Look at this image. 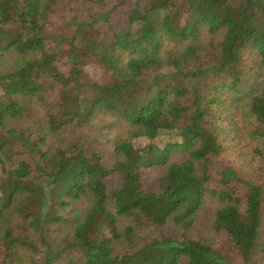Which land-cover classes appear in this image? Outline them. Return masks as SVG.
Returning a JSON list of instances; mask_svg holds the SVG:
<instances>
[{
	"label": "trees",
	"instance_id": "trees-1",
	"mask_svg": "<svg viewBox=\"0 0 264 264\" xmlns=\"http://www.w3.org/2000/svg\"><path fill=\"white\" fill-rule=\"evenodd\" d=\"M262 77L264 0H0V264H234L190 234L207 202L240 264H264ZM99 115L128 137L93 139ZM225 124L256 142L249 179L222 165Z\"/></svg>",
	"mask_w": 264,
	"mask_h": 264
},
{
	"label": "rangeland",
	"instance_id": "rangeland-1",
	"mask_svg": "<svg viewBox=\"0 0 264 264\" xmlns=\"http://www.w3.org/2000/svg\"><path fill=\"white\" fill-rule=\"evenodd\" d=\"M68 15L86 17L84 11H81L74 6L70 8ZM74 30L61 26L57 21H54L51 28V33L62 37H70ZM109 38V35L106 36ZM58 65L63 72H68L72 65L68 62L65 56L61 57ZM84 71L87 73L90 80L103 83L105 81V74L93 63L84 64ZM259 83L264 85V77L259 79ZM240 119V116H239ZM240 123V122H239ZM226 132L223 134L224 154L221 157L222 165L233 167L239 174L245 179L251 178L256 169L257 162L253 160V149L256 146V142L250 140L248 133L241 131L239 134L233 135L234 127H229L228 124L224 125ZM244 129V126H239L238 130ZM129 129L127 125L111 116L99 115L94 121V133L93 139L105 144L108 149L112 147L111 142L116 140L126 139L128 137ZM172 137L164 136L158 139L157 144L162 146L169 141ZM148 143L145 139H140L135 142L137 147H144ZM183 155H177V160H182ZM166 169H151L146 172L145 181L146 188L151 191H158L159 181L165 174ZM1 175V171H0ZM108 184L110 188L118 187L120 184L119 178L113 176ZM213 203V202H212ZM207 202L204 209L198 213L194 226L190 230L191 236L202 239L205 242L213 246V248L223 255L225 258L234 262V264H240V260L237 258L234 250L230 247L227 234L214 233L211 230V222L213 219L214 209L216 204ZM219 205V204H218ZM122 228H125L128 224L123 222L120 224ZM152 231L151 227H142L137 233L141 237L150 236ZM173 233V232H172ZM170 229L160 230L161 236L170 235Z\"/></svg>",
	"mask_w": 264,
	"mask_h": 264
}]
</instances>
